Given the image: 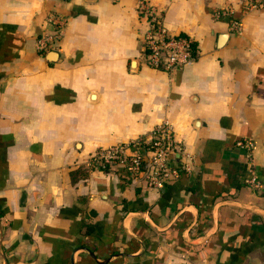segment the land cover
Instances as JSON below:
<instances>
[{
  "label": "crops",
  "instance_id": "1",
  "mask_svg": "<svg viewBox=\"0 0 264 264\" xmlns=\"http://www.w3.org/2000/svg\"><path fill=\"white\" fill-rule=\"evenodd\" d=\"M150 1L197 44L179 70L145 62L135 0H0V264H264V6ZM163 120L191 155L165 186L89 162Z\"/></svg>",
  "mask_w": 264,
  "mask_h": 264
},
{
  "label": "built area",
  "instance_id": "2",
  "mask_svg": "<svg viewBox=\"0 0 264 264\" xmlns=\"http://www.w3.org/2000/svg\"><path fill=\"white\" fill-rule=\"evenodd\" d=\"M135 2L138 14L146 23L142 42L144 59L149 66L173 72L197 58L196 42L185 33L170 32L162 21V10L150 0ZM257 6H264V0H246L243 9L245 12ZM214 14L216 17H227L231 31L240 30L241 18L228 6L217 9ZM46 21L47 28L36 39L39 54L54 50L65 24V18L53 11L47 14ZM238 143L246 146L250 154V139L244 138L238 140ZM177 154H181L183 167H188L187 160L191 155L175 140L171 124L163 120L148 136L97 148L90 154L89 162L96 166L120 165L133 177L144 179L148 185L163 187L178 176L179 166L175 163Z\"/></svg>",
  "mask_w": 264,
  "mask_h": 264
},
{
  "label": "water",
  "instance_id": "3",
  "mask_svg": "<svg viewBox=\"0 0 264 264\" xmlns=\"http://www.w3.org/2000/svg\"><path fill=\"white\" fill-rule=\"evenodd\" d=\"M227 37H228L227 32L220 33L217 39V46H222L224 44V41L227 39ZM56 55H57V52L54 50H51L47 53L46 58L48 60H54Z\"/></svg>",
  "mask_w": 264,
  "mask_h": 264
},
{
  "label": "trees",
  "instance_id": "4",
  "mask_svg": "<svg viewBox=\"0 0 264 264\" xmlns=\"http://www.w3.org/2000/svg\"><path fill=\"white\" fill-rule=\"evenodd\" d=\"M242 12H244V9L242 8ZM238 16V15H237Z\"/></svg>",
  "mask_w": 264,
  "mask_h": 264
}]
</instances>
